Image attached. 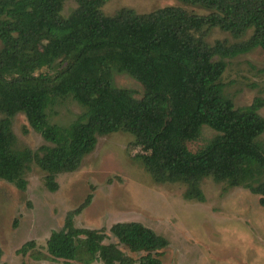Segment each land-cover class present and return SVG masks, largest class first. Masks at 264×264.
Instances as JSON below:
<instances>
[{"label": "trees", "instance_id": "1", "mask_svg": "<svg viewBox=\"0 0 264 264\" xmlns=\"http://www.w3.org/2000/svg\"><path fill=\"white\" fill-rule=\"evenodd\" d=\"M109 1L0 0V181L25 192L26 173L35 166L45 174V188L55 192L56 177L75 172L98 137L122 132L144 152L136 159L156 185H181L184 199L202 203L201 183L211 179L249 191L264 208L258 141L264 100L236 108L220 83L226 60L264 51V0H176L205 14L166 7L150 13L122 8L107 16L102 9ZM213 30L231 41L209 43ZM118 75L140 86L139 97L116 85ZM66 98L82 113L67 127L51 124L47 110ZM17 115L46 145L18 147ZM205 128L215 135L189 151L187 144L199 141ZM91 198L50 233L49 256L73 261L83 244L86 264H162L168 241L141 223L112 225L116 243H105L104 229L77 228L74 218ZM33 247L27 242L19 252Z\"/></svg>", "mask_w": 264, "mask_h": 264}, {"label": "rangeland", "instance_id": "2", "mask_svg": "<svg viewBox=\"0 0 264 264\" xmlns=\"http://www.w3.org/2000/svg\"><path fill=\"white\" fill-rule=\"evenodd\" d=\"M71 7L66 4L64 16ZM166 7L205 14L176 0H111L102 11L112 16L122 8L150 13ZM216 40L231 38L213 30L208 42ZM114 80L118 87L134 91L137 97L141 94L140 86L127 76L118 75ZM220 83L236 108L247 107L254 99L264 100V51L255 49L226 60ZM81 113L82 109L67 98L47 110L49 122L60 127L69 126ZM259 114L264 118V108ZM12 130L18 147L35 151L46 145L23 115L12 119ZM214 135L203 129L199 141L187 144L188 150L198 151ZM258 141L264 147V134ZM142 154L140 147L133 146L130 135L116 132L98 137L94 150L75 172L58 175L55 192L45 188V174L35 166L26 173L25 192L0 181V264H86L89 257L83 244H78L75 259L66 262L49 256L46 241L52 231L62 228L66 214L88 196L91 201L74 218V225L106 230L109 238L105 243H116L109 233L112 225L138 222L168 241L160 258L162 264H264V208L258 196L205 179L201 183L205 200H186L183 186L153 183L136 159ZM27 242H34V247L21 254ZM120 249L134 259L140 256ZM90 264L101 263L94 260Z\"/></svg>", "mask_w": 264, "mask_h": 264}]
</instances>
